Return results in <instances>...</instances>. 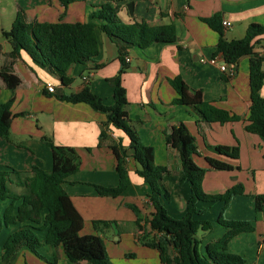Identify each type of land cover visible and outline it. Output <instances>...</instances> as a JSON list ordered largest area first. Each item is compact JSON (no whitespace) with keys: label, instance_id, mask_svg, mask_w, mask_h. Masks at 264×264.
<instances>
[{"label":"crops","instance_id":"obj_1","mask_svg":"<svg viewBox=\"0 0 264 264\" xmlns=\"http://www.w3.org/2000/svg\"><path fill=\"white\" fill-rule=\"evenodd\" d=\"M74 1L67 8L60 0H32L31 9L39 21L55 22L66 10V21L88 20L91 6L107 0ZM134 14L123 9L122 17L131 22L135 16L150 25L160 26L174 22L178 40L173 43L156 42L147 48L137 46L123 50L128 68L122 75V83L127 90L128 105L122 117L126 121H142L138 132L142 141L155 148L156 163L169 167L163 181L170 189L168 199L161 197L167 212L180 219L186 214L190 197V184L180 183L182 176L178 153L167 144V134L178 122H184L197 139L199 153L196 162L208 168L203 187L209 193L224 192L236 183H243L246 193L264 194V141L258 134L246 130L252 104L250 89V58L242 57L235 67V74L221 70L226 62L222 53H217L220 34L201 20L216 12L232 25L224 27L229 40L245 37L251 23L264 24V0H131ZM22 9L18 6V10ZM15 19V18H14ZM14 21V20H13ZM8 28V29H7ZM0 37V71L17 75L21 82L14 90L15 101L4 113L10 125V139L0 136V170L15 168L30 170L38 165L45 170H57L62 165L60 156L43 140L50 137L55 144L71 146L81 156V168L70 175L64 187L81 213L83 220L75 235L79 240L101 238L107 256L113 264H163L159 252L141 241L142 231L136 224V214L127 206L136 204L145 216L154 207L148 194L151 188L136 172L137 161L129 151L127 168L131 184L119 196H101L96 185L116 186L119 183L117 156L112 145L122 142L130 144V138L122 130L107 125L104 112L94 109L86 102H68L57 97V93H77L85 86L111 105L114 103V87L108 79L116 76L121 67L120 47L101 29L97 28L99 53L86 64L75 63L66 74L72 78L70 85H63L57 75L36 63L22 50L12 53L11 42ZM256 51L264 50V37L256 44ZM217 56L218 63H204L201 58ZM90 76L85 82L83 76ZM182 76L190 91L215 106L228 111L231 121L208 122L202 120L190 106H176L172 103L177 96L170 79ZM52 83L55 91L50 92L46 85ZM264 96V85L261 89ZM13 91L0 77V104L7 102ZM106 135L100 137L101 131ZM225 144L240 147V158L235 160L220 155L206 147ZM206 157L224 160L234 166L232 170L209 168ZM245 192L233 197L225 206L223 201L199 202L205 209L197 219L214 221L211 231L203 241L217 239L226 229L216 221L221 214L226 219L251 220L255 230L243 232L231 239L232 252L244 256L246 264H264V211L256 219L255 198ZM11 199L0 200V214L3 215ZM21 203L16 201V205ZM235 207L234 210H231ZM94 220L109 224L94 226ZM216 222V223H215ZM144 224V221H143ZM20 224L5 225L0 231V264L3 261L4 243L7 237L19 228ZM117 229V233L113 230ZM146 229H150L146 226ZM42 246L41 256L28 247H21L8 264H87L72 262L62 244L53 246L46 242V230L36 231ZM116 234V237L114 238ZM160 235L151 232V235ZM111 239H114L112 242ZM122 244V247L120 246ZM120 247V248H118Z\"/></svg>","mask_w":264,"mask_h":264},{"label":"trees","instance_id":"obj_2","mask_svg":"<svg viewBox=\"0 0 264 264\" xmlns=\"http://www.w3.org/2000/svg\"><path fill=\"white\" fill-rule=\"evenodd\" d=\"M60 1L67 8L77 0ZM130 1L107 0L105 3L91 6L92 10L85 22L66 21V11L61 13L55 22L39 20L28 22L22 17V9H19L11 28L3 31V35L11 42L13 54L24 50L33 61L57 75L62 84L67 86L73 81L66 74L69 67L75 63L86 64L99 53L97 28L106 33L121 51L120 70L116 76L108 79L114 87V103L106 104L102 97L92 92L88 86L77 93L56 94L59 99L68 102L89 103L94 109L106 114L107 125L122 129L130 138L128 146L122 142L112 145L117 156L119 183L116 186L96 185L99 195L117 197L128 188L131 181L127 157L129 151H132V157L139 165L137 174L151 188L148 198L154 211L145 216L136 204L128 203L127 206L136 214V224L143 233L141 241L144 245L158 250L163 264H246V258L232 252L229 243L240 233L254 231L253 221L226 219L221 212L217 223L223 226L226 232L223 236L204 243L198 233L201 230L210 231L213 222L195 218L196 215L205 213V209L199 207V202L223 201L226 206L234 196L245 192L244 184L236 183L220 193L207 192L203 187V180L208 168L200 166L195 160V155L199 153L197 139L184 122H178L167 134V144L178 153L182 171L180 183L188 182L191 191L186 214L180 219L174 218L167 212L161 200V197L168 199L170 196V189L163 181V175L168 173L169 167L157 164L155 148L142 141L138 132V125L142 121H126L122 117L123 110L129 103L127 90L122 83V75L128 68L126 58L122 54L124 48L137 46L144 49L156 42L173 43L178 40L174 22L154 26L135 16L131 22H126L121 13L123 9L128 10ZM201 20L220 34L217 53H222L227 63L236 67L242 57L250 58L252 104L246 130L258 134L264 141V96L261 94L264 85V56L256 51V44L264 37V25L251 23L245 37L229 40L224 34L225 26L220 12L201 17ZM0 77L13 91L12 97L0 104V136L9 140L10 125L5 121L4 113L11 109L15 101L14 90L21 80L17 75L5 71H0ZM170 83L177 92L172 101L174 105L192 107L204 121L224 123L232 120L228 111L195 96L182 76L171 78ZM105 135V131L102 130L100 137ZM43 140L60 156L62 165L59 169L45 170L33 165L30 170L15 168L0 170V200H12L4 214H0V231L5 225L20 224L4 243V263H10L21 247H28L41 256L38 249L42 243L36 231L46 230V242L53 246L62 244L72 262L113 264L107 256L101 238L75 240L78 225L83 217L66 191L64 183L70 175L81 168L79 152L74 147L55 144L50 137H43ZM206 147L231 159L240 158L238 145L206 144ZM206 160L211 169H234L232 164L224 160L213 157H206ZM18 200L21 203L16 205ZM255 211L258 219L264 211V194L256 196ZM103 223L109 224L107 221H93L95 227ZM146 226L150 229H146ZM151 232L160 235H151Z\"/></svg>","mask_w":264,"mask_h":264},{"label":"rangeland","instance_id":"obj_3","mask_svg":"<svg viewBox=\"0 0 264 264\" xmlns=\"http://www.w3.org/2000/svg\"><path fill=\"white\" fill-rule=\"evenodd\" d=\"M31 1L32 0H0V32H2L1 29L3 27H5V26H12L13 20L16 17L18 11H19L18 10V6H20L22 8L21 12H22V17H23L24 20H26L28 22L37 20V18H36L37 15L34 16L32 14L34 12L31 9V6H32V2ZM80 2H81L82 5H84L86 3L85 0H81ZM64 11H66V10H64ZM2 38L3 37H0V39H2ZM256 47H259V46H256ZM13 190L15 191V188H13ZM245 193H246V190H245ZM246 194H250V195H248V197L252 196V197L256 198V195L253 196V194H251V192L246 193ZM234 209H235V207H232L231 210H234ZM225 216L226 215L224 214V217ZM212 222H213V225H214V221H212ZM113 231L115 232L116 230L114 229ZM206 233H208V232H203L201 230L198 233V236L200 238H204ZM115 237H116V234H115L114 238ZM111 240H112V242L114 241V239H111ZM120 246L122 247V244ZM118 248H120V247H118Z\"/></svg>","mask_w":264,"mask_h":264},{"label":"built area","instance_id":"obj_4","mask_svg":"<svg viewBox=\"0 0 264 264\" xmlns=\"http://www.w3.org/2000/svg\"><path fill=\"white\" fill-rule=\"evenodd\" d=\"M223 25L228 28L232 25V23L229 21V20H223ZM263 56H264V50L262 52H260ZM126 61H130V58L129 57H126ZM201 61L204 62V63H213V64H216L218 63V58L217 56H214L212 58H201ZM220 68L222 71L226 72L228 74V76H233L235 74V65H232V64H229L227 62H223L221 65H220ZM83 79L85 82H89L90 81V76H83ZM47 89L50 91V92H54L55 91V86L52 84V83H47L46 85Z\"/></svg>","mask_w":264,"mask_h":264},{"label":"water","instance_id":"obj_5","mask_svg":"<svg viewBox=\"0 0 264 264\" xmlns=\"http://www.w3.org/2000/svg\"><path fill=\"white\" fill-rule=\"evenodd\" d=\"M128 9H129L130 14L133 15L134 14V2L133 1H130L128 3ZM115 230H116L115 232L117 233V229Z\"/></svg>","mask_w":264,"mask_h":264}]
</instances>
